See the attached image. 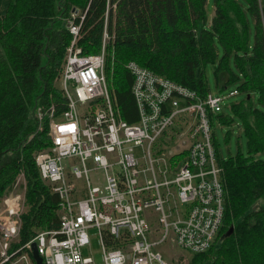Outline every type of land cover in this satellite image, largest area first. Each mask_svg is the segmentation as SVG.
<instances>
[{"label":"trees","instance_id":"16d2710c","mask_svg":"<svg viewBox=\"0 0 264 264\" xmlns=\"http://www.w3.org/2000/svg\"><path fill=\"white\" fill-rule=\"evenodd\" d=\"M208 1L0 0V205L21 171L26 179L20 232L10 252L39 230L59 227L58 194L41 178L36 162V153L52 144L49 117L40 121L36 110L52 104L57 113L66 108L57 80L74 37L73 20L80 25L84 53L100 51L107 29V82L129 122L138 119L130 61L204 97L211 91L209 68L216 91L236 85L228 90L237 89L241 98L210 113L226 190L222 227L214 243L192 253L188 264H264V158L258 156L264 152V0H213L211 18ZM217 122L240 124L246 150L223 156Z\"/></svg>","mask_w":264,"mask_h":264},{"label":"built area","instance_id":"2783aa9c","mask_svg":"<svg viewBox=\"0 0 264 264\" xmlns=\"http://www.w3.org/2000/svg\"><path fill=\"white\" fill-rule=\"evenodd\" d=\"M69 27L74 37L58 79L66 108L36 110L40 121L49 117L52 144L36 153V162L58 194L59 227L39 230L10 252L25 203L23 190L11 191L4 198L9 216L0 219V264L20 251L25 257L33 242L44 264H187L155 247L170 240L198 253L216 240L225 187L210 113L221 112L238 90H211L204 97L130 61L138 119L129 122L107 82V29L100 51L84 53L80 25L70 20ZM16 186L26 188L22 171ZM93 229L100 263L85 252Z\"/></svg>","mask_w":264,"mask_h":264},{"label":"rangeland","instance_id":"374dc122","mask_svg":"<svg viewBox=\"0 0 264 264\" xmlns=\"http://www.w3.org/2000/svg\"><path fill=\"white\" fill-rule=\"evenodd\" d=\"M207 12H208L209 18H211V16L214 14L213 0L208 1ZM249 29H250V41H251V43H253L255 29H254V21L251 17H249ZM141 66H143V65H141ZM143 67L149 69L146 66H143ZM149 70H151V69H149ZM151 71H153V70H151ZM154 73H156V72H154ZM207 75H208V79L210 82L211 90L216 91L218 89V86H217L216 79L213 75L211 68L208 69ZM224 80H225V77H221L219 80V84H222L224 82ZM57 84L59 85L58 80H57ZM235 86H236L235 84H230L229 88H233ZM229 88H227L226 91H228ZM241 96L242 95L237 94V95L229 98L226 102H228L230 104L232 101L239 100L241 98ZM254 100L257 103V96L256 95H254ZM241 132H242V127L238 123H235L234 125H225V126L221 127L219 122H217L216 133L218 136L219 148H220L221 154L223 156L226 157L230 153L231 154L235 153L238 148H241L244 151L246 150V139H245V136L241 135ZM212 143H213V147L215 148V150H217V148H216L217 146L214 144L213 136H212ZM258 156L264 158V152L260 153ZM16 181H17V178H16ZM16 181L14 182L12 187L6 192V194L4 195V197L1 201V205H0V219H1V221L3 220L4 217L9 216L7 211H5L6 206H4V198L7 195H9L11 191L17 192V191L23 190L21 188V186L15 187ZM225 199H226V190H225ZM24 208H25V203L23 206V210H24ZM91 232H92V239H91L90 248H88V247L85 248V252L93 254L96 261L98 263H100L102 261L101 245L99 243L98 237L96 235H94L95 229H93ZM155 249L158 251H161L164 254V256L168 259H174V260L178 259L179 261L185 259L184 263H187V264L189 262L190 256L192 255V252L186 251L183 248L176 246V244L170 240L156 246ZM22 254L23 253H21V251H20L17 254L18 256L15 257L8 264H33V261L30 257L29 252L28 253L24 252V254L26 255L25 257H22L21 256ZM169 254H171V255L169 256Z\"/></svg>","mask_w":264,"mask_h":264},{"label":"water","instance_id":"95a60500","mask_svg":"<svg viewBox=\"0 0 264 264\" xmlns=\"http://www.w3.org/2000/svg\"><path fill=\"white\" fill-rule=\"evenodd\" d=\"M233 229H234V227L231 226V227L229 228L228 232L233 231ZM31 246H32V256H33V258H34L36 264H44V262H43V258H42V256L39 254V252H38V248H37L36 242H33Z\"/></svg>","mask_w":264,"mask_h":264},{"label":"crops","instance_id":"0c3cea01","mask_svg":"<svg viewBox=\"0 0 264 264\" xmlns=\"http://www.w3.org/2000/svg\"><path fill=\"white\" fill-rule=\"evenodd\" d=\"M25 187L23 188V194H24V201H25ZM32 252V251H31ZM33 257V256H32Z\"/></svg>","mask_w":264,"mask_h":264},{"label":"bare ground","instance_id":"6f19581e","mask_svg":"<svg viewBox=\"0 0 264 264\" xmlns=\"http://www.w3.org/2000/svg\"><path fill=\"white\" fill-rule=\"evenodd\" d=\"M232 90V89H231ZM238 94H239V92H238Z\"/></svg>","mask_w":264,"mask_h":264},{"label":"clouds","instance_id":"9594fccd","mask_svg":"<svg viewBox=\"0 0 264 264\" xmlns=\"http://www.w3.org/2000/svg\"><path fill=\"white\" fill-rule=\"evenodd\" d=\"M16 239H17V238H16ZM16 239H15V240H16Z\"/></svg>","mask_w":264,"mask_h":264}]
</instances>
